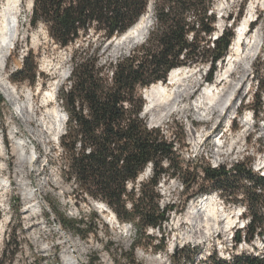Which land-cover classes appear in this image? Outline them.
Here are the masks:
<instances>
[{"label": "rangeland", "instance_id": "374dc122", "mask_svg": "<svg viewBox=\"0 0 264 264\" xmlns=\"http://www.w3.org/2000/svg\"><path fill=\"white\" fill-rule=\"evenodd\" d=\"M6 1L0 0V29L6 27L5 38L9 41L11 54L6 62L4 78H1L5 79L2 83H9L16 87L20 92L21 101H25L28 94L36 96V103L42 106L40 118L42 121L45 120L44 130L48 135L44 137L37 130L38 137L42 140L38 165L41 175L34 174L32 180L35 185L42 182L45 185V193L38 199L39 216L31 220V213L26 209V181L14 172L15 157L9 137L10 132L14 130L28 141L30 126H25L26 118L20 102L11 100L12 98L4 91L0 82V99H2L0 102V137L3 147L0 167L5 169L0 170V176L9 178L7 189L0 182V264H10L9 258L12 254L14 257L11 264H65L64 256L69 248L66 237L78 245L81 264H188L192 259L195 260V264H211L210 259L213 257L232 262L234 257L242 254L264 255V236H256L251 243L243 239L236 246L234 237L240 233L243 237L246 234L244 227L247 224V218L243 215L245 206L233 205L230 199H227V203L225 198L216 192L209 196H213L220 212L234 217L235 224L231 232H216L207 241L202 242L200 231L191 233L192 228L184 225L178 231L182 242L176 244L175 233L169 229V224L175 216L184 215L192 202L203 197L187 199L185 187L177 179H162L158 186L161 207H172L169 211V220L164 223L162 230L149 228L147 236L149 235L150 239H143L142 245L138 246L136 242L139 241V234L132 223H122L119 220L111 223L108 220L109 211L100 213L96 208L97 201L90 198L85 201V196L83 199L76 191L74 182L67 179L68 159L60 144L61 137L66 132L67 115L59 101L58 94L63 86L69 85L72 70L71 55L79 45L85 49L89 47L92 53L100 48V64L106 68L107 74L110 73L111 63L116 64L132 55L146 41L129 52L124 50L114 54L115 42L112 40L120 36L114 37L102 46L101 40H98L99 35L92 31L73 47L61 48L49 36L44 24H39L36 28L29 25L34 6L32 4L30 7L31 0H21L18 13L7 15L4 19L1 10ZM251 1L214 0L211 12L216 20L215 31L210 41L211 47L212 42L222 36L226 29L232 31L233 39L235 38L237 28L248 13ZM254 13L255 16L249 24L247 33L252 37L253 42L261 43L260 55L251 68L246 62L238 60L234 67L235 74L220 87L221 93H224L222 90L226 91L230 85L232 88L237 85V90L240 91V95L236 97L231 106L228 104L225 108L223 107L224 110L221 108L223 114L220 119L213 123L200 122L193 113L190 116L184 113L181 106L175 108L164 120H158L154 115L145 116L144 110L142 112L141 117L148 128L160 129L170 142H177L182 136L185 137V147L180 144L176 147L180 151L188 173L193 174L194 177L198 176L195 191L204 183L201 166L206 164L213 167L230 168L237 163H245L256 174L264 176V113L258 112L259 107L264 110V91L258 89L257 83L258 75L264 74V21L258 20L260 15L264 14V0H261V6ZM145 14L149 15L151 32L155 24L152 4ZM189 20L194 21V16L189 17ZM208 39L210 38L206 40ZM206 40L203 44L207 43ZM0 43L2 44L1 39ZM230 47L225 60L217 63L211 82L207 81L212 72L209 63L183 67L194 70L195 73L194 77L184 79L183 85H187L192 80L200 83L193 90L190 104L195 103L203 89L217 80L221 71H225ZM30 53L33 55L39 72L36 84L17 83L12 75L23 68L25 59ZM208 55L206 54V57ZM248 68L250 69L249 74L247 73V77L243 76L244 69ZM52 89H54L53 101L46 109L43 107L44 96ZM174 89H178V86ZM144 91H142L143 97ZM221 138L222 140L219 141ZM198 141L201 145L197 149L195 144ZM151 175L152 167L148 166L135 183L128 184V189L139 188ZM6 192H8L7 196ZM3 200L5 203L2 202ZM239 209L243 211L241 216L238 214ZM64 220H85L86 224L81 227L84 237L74 232L69 225L64 223ZM220 227H223L221 223ZM13 234H16L17 241L9 247L8 244L13 241ZM46 246L49 250L45 249ZM6 250H8V255L3 262Z\"/></svg>", "mask_w": 264, "mask_h": 264}, {"label": "trees", "instance_id": "16d2710c", "mask_svg": "<svg viewBox=\"0 0 264 264\" xmlns=\"http://www.w3.org/2000/svg\"><path fill=\"white\" fill-rule=\"evenodd\" d=\"M151 4L155 24L148 39L132 55L111 63L110 73L100 64V48L92 53L89 47L79 45L71 55L69 85L58 94L67 115L66 132L60 140L68 159L67 179L74 182L85 201L103 202L120 222L132 223L139 234L136 246L150 239L149 228L162 230L169 220L172 207H161L158 191L165 178L179 180L187 199L216 192L227 203L230 199L233 205H244L246 234L234 238L236 246L243 239L251 243L256 236H264V176L245 163L230 168L206 164L201 166L204 183L195 191L198 176L188 173L176 147H185V137L170 142L160 129H149L141 117L145 105L142 91L165 84L172 70L209 63L212 72L207 81L213 80L216 65L225 60L234 37L226 29L210 46L216 20L211 12L214 0H34L29 25L44 24L61 48L73 47L92 31L103 46L132 28ZM192 15L194 21L189 20ZM258 20L264 21V14ZM38 73L30 53L12 77L17 83L35 85ZM257 83L264 91V74L258 75ZM258 112L264 113L263 108ZM148 166L152 167L150 178L129 190L128 184L135 183ZM64 223L84 237L81 227L85 220ZM15 235L9 247L17 241ZM210 261L264 264V255L242 254L232 262L213 257Z\"/></svg>", "mask_w": 264, "mask_h": 264}, {"label": "bare ground", "instance_id": "6f19581e", "mask_svg": "<svg viewBox=\"0 0 264 264\" xmlns=\"http://www.w3.org/2000/svg\"><path fill=\"white\" fill-rule=\"evenodd\" d=\"M20 2L21 0H7L5 2L6 4H4L2 8L3 10H1L2 17L6 19L7 15L11 16L13 14H17L21 5ZM32 4L33 0H31L30 7H32ZM260 6L261 0L251 1L248 13L239 24L235 38L231 44L225 71H221V75L218 76L217 80L213 84L203 89L195 103L190 104L189 102L193 96V90H195V88L198 87L200 83L198 81L192 80L187 85L182 84L184 79L187 80L189 77H194V70L188 68H177L171 71L165 84H154L144 91L146 105L143 114L145 116L154 115L158 120H164L175 110V108L181 106V109L184 113L188 114V116L193 113L200 122L213 123L214 121H217V119H220L223 114L221 108H225V106L228 104L231 106L236 97L240 95V91L237 90V85L233 88L231 85L228 86L226 91L223 89L222 91L224 93L220 92V87L224 82H227V80L233 74H235L236 71H234V67L238 60L241 59L242 62H246V64L248 66L250 65L251 68L253 62L260 55L261 43L258 41H256L257 43L253 42L252 37L248 36L249 33H247L249 24L253 21V16H255L254 11ZM150 27L151 22L149 20V15L144 14L140 20L125 34L112 40L115 42L113 49L114 54H118L124 50L129 52V50H132L139 44L144 43L149 36ZM5 30L6 27L0 29V39L2 42V44L0 43V82L4 91L12 98L11 100L20 102V107L26 118L25 126H30V129L28 130V133L30 132V134H28V141L23 137H20L19 133L14 130L10 132L9 137L12 143L11 147L13 156L15 157L14 172L17 176L22 177L23 180L26 181V209L27 212L31 213L30 219L32 220L39 216L40 206L38 199L45 193V185L42 182L35 185L34 181L32 180L34 174L38 176L39 174L41 175V169L38 168V165L40 162V143H42V140L40 137H38L37 130L41 132L42 136H47L48 133L46 130H44L45 120L42 121L40 118L42 106H39L36 103V96L28 94L25 101H21L22 99L20 92L16 87L11 86L9 83H2V81L5 79L3 80L1 78H4L3 74L6 69V62L11 54L9 41H7L5 38ZM243 72V76H246L247 73L249 74L250 69H244ZM177 86L178 89L175 90L174 88ZM53 92L54 89L47 92L44 96L43 107L46 109L53 101ZM247 118L249 117L247 116ZM216 124L218 123L216 122ZM221 140L222 138L219 141ZM199 145H201V143L198 141L195 144L197 149L199 148ZM2 156L3 147L0 137V158H2ZM0 170L5 169L0 167ZM145 175L146 174H144V176ZM0 182L5 186V189H7L9 178L0 176ZM7 193L8 192L5 193L6 196ZM2 202H4V200ZM96 208L100 213L109 211L110 216L108 220H110L111 223L115 221L117 222L118 219L116 215L111 212L105 204L96 202ZM239 210L242 215V209ZM220 223L223 225V227H220ZM234 224V217L221 213L213 196L205 195L202 198H199L197 201L192 202L184 215L175 216L172 222L169 224V229L175 233L174 236L176 238V244L178 242H182L181 234H179L178 231L184 225L192 228L190 231L191 233H197L200 231V239L201 241L203 240L202 242H205L212 236V234L216 232H231ZM66 239L69 248L66 250L64 256L65 264H81L82 259L81 255L79 254L78 245L74 244L69 237H66ZM45 249L49 250V247L46 246Z\"/></svg>", "mask_w": 264, "mask_h": 264}, {"label": "water", "instance_id": "95a60500", "mask_svg": "<svg viewBox=\"0 0 264 264\" xmlns=\"http://www.w3.org/2000/svg\"><path fill=\"white\" fill-rule=\"evenodd\" d=\"M33 5H34V3H33ZM162 83V82H161Z\"/></svg>", "mask_w": 264, "mask_h": 264}]
</instances>
